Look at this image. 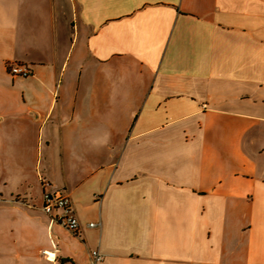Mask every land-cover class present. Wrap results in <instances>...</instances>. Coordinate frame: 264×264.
I'll use <instances>...</instances> for the list:
<instances>
[{
    "label": "crops",
    "instance_id": "crops-1",
    "mask_svg": "<svg viewBox=\"0 0 264 264\" xmlns=\"http://www.w3.org/2000/svg\"><path fill=\"white\" fill-rule=\"evenodd\" d=\"M92 250L264 264V0H0V264Z\"/></svg>",
    "mask_w": 264,
    "mask_h": 264
},
{
    "label": "built area",
    "instance_id": "built-area-1",
    "mask_svg": "<svg viewBox=\"0 0 264 264\" xmlns=\"http://www.w3.org/2000/svg\"><path fill=\"white\" fill-rule=\"evenodd\" d=\"M6 70L12 77L26 78L30 75L29 69L19 63L6 64ZM40 186L42 188L41 195V210L45 213L50 221L56 223L64 230L68 231L74 237L79 236V223L75 216L72 204L68 196L60 191L50 192L48 190L49 182L46 179H40ZM89 227H93V223L88 224ZM42 256L48 261H54V254L46 251L42 252ZM102 254L97 250H92L89 253V264H98L102 258Z\"/></svg>",
    "mask_w": 264,
    "mask_h": 264
}]
</instances>
